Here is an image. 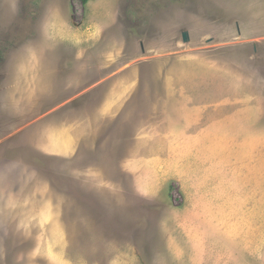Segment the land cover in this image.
Masks as SVG:
<instances>
[{"label":"rangeland","instance_id":"obj_1","mask_svg":"<svg viewBox=\"0 0 264 264\" xmlns=\"http://www.w3.org/2000/svg\"><path fill=\"white\" fill-rule=\"evenodd\" d=\"M0 264H264V0H0Z\"/></svg>","mask_w":264,"mask_h":264},{"label":"crops","instance_id":"obj_2","mask_svg":"<svg viewBox=\"0 0 264 264\" xmlns=\"http://www.w3.org/2000/svg\"><path fill=\"white\" fill-rule=\"evenodd\" d=\"M64 146H65V147H64ZM70 146H71V143H69V141H68V143L64 144V145L61 146L60 148H61V150H63V151H67V152H69L70 149L67 148V147H70Z\"/></svg>","mask_w":264,"mask_h":264},{"label":"trees","instance_id":"obj_3","mask_svg":"<svg viewBox=\"0 0 264 264\" xmlns=\"http://www.w3.org/2000/svg\"><path fill=\"white\" fill-rule=\"evenodd\" d=\"M83 2H87V0H83Z\"/></svg>","mask_w":264,"mask_h":264}]
</instances>
